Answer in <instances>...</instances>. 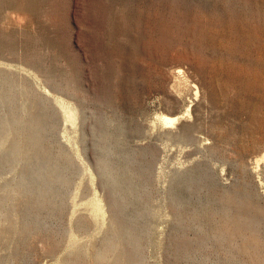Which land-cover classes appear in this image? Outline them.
Returning <instances> with one entry per match:
<instances>
[{"label": "rangeland", "instance_id": "rangeland-1", "mask_svg": "<svg viewBox=\"0 0 264 264\" xmlns=\"http://www.w3.org/2000/svg\"><path fill=\"white\" fill-rule=\"evenodd\" d=\"M119 262L264 264V0H0V264Z\"/></svg>", "mask_w": 264, "mask_h": 264}, {"label": "bare ground", "instance_id": "bare-ground-1", "mask_svg": "<svg viewBox=\"0 0 264 264\" xmlns=\"http://www.w3.org/2000/svg\"><path fill=\"white\" fill-rule=\"evenodd\" d=\"M165 119H166V123L167 122H169V123H171V122H173L174 123V121H176V120H178L179 119V117L178 116H175V117H165ZM13 138V137H12ZM32 139H33V137H32ZM36 150V149H35ZM261 161V160H260ZM258 162V161H257ZM258 164V163H257ZM256 164V166H258ZM260 164H261V162H260ZM259 167V166H258ZM258 167H256V168H258ZM117 248V247H116ZM118 248H120V247H118ZM120 254V253H119ZM120 257V256H119ZM121 258H122V256H121ZM120 258H118V260H119ZM118 260L116 261V262H118ZM121 261H123V260H121ZM119 263H121L122 264V262H119ZM116 264H118V263H116Z\"/></svg>", "mask_w": 264, "mask_h": 264}]
</instances>
